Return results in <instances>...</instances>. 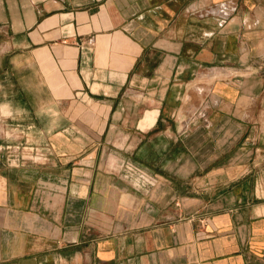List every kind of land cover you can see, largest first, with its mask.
I'll return each mask as SVG.
<instances>
[{
  "label": "crops",
  "instance_id": "0c3cea01",
  "mask_svg": "<svg viewBox=\"0 0 264 264\" xmlns=\"http://www.w3.org/2000/svg\"><path fill=\"white\" fill-rule=\"evenodd\" d=\"M0 145V264H264V0H0Z\"/></svg>",
  "mask_w": 264,
  "mask_h": 264
},
{
  "label": "built area",
  "instance_id": "2783aa9c",
  "mask_svg": "<svg viewBox=\"0 0 264 264\" xmlns=\"http://www.w3.org/2000/svg\"><path fill=\"white\" fill-rule=\"evenodd\" d=\"M12 135L11 133L9 134V136ZM3 151V147L0 145V153Z\"/></svg>",
  "mask_w": 264,
  "mask_h": 264
}]
</instances>
